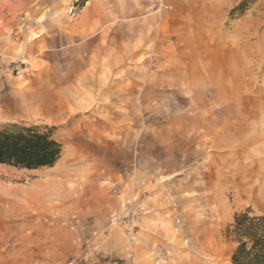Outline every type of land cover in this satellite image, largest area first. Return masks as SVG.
<instances>
[{
	"label": "rangeland",
	"instance_id": "obj_1",
	"mask_svg": "<svg viewBox=\"0 0 264 264\" xmlns=\"http://www.w3.org/2000/svg\"><path fill=\"white\" fill-rule=\"evenodd\" d=\"M244 1L123 0L125 15L105 16L82 40L89 79L69 85L66 108L35 68L5 61L14 72L0 78V130L52 129L63 152L54 168L0 164V264H85L83 230L95 225L85 209L96 214L102 195L128 194L124 209L157 192L177 208L189 248L203 243L213 259H201L232 264L235 216L264 215V0L238 8ZM20 2L22 29L40 22ZM86 3L72 0L71 12ZM35 96L41 109L28 105ZM24 219L30 233L17 226ZM119 226L135 256L140 226Z\"/></svg>",
	"mask_w": 264,
	"mask_h": 264
},
{
	"label": "crops",
	"instance_id": "obj_2",
	"mask_svg": "<svg viewBox=\"0 0 264 264\" xmlns=\"http://www.w3.org/2000/svg\"><path fill=\"white\" fill-rule=\"evenodd\" d=\"M106 1L87 0L83 10L72 13L69 7L72 0H53V3L49 0H23V3L26 2V8L30 10L31 17L40 22L30 27L23 26L22 29L21 21L16 17L22 2L20 0H0V20L2 19L0 22V65L5 66V61L9 59H19L21 64L25 63L22 66L23 71L35 68L34 72L41 77V80L49 79L47 82H53L51 91H47L50 92L48 95L56 101H63L66 108V98L72 87L69 85L87 82L89 79L87 70L83 69L87 66V59H84L86 52L80 50L85 47L82 40H86L87 35L92 32L97 33L105 16L119 18L125 15V10L121 6L123 0H111L114 3V9L110 14L101 9ZM45 9L47 11H44ZM44 14L47 20L42 22ZM20 37H23V41L18 40ZM73 43L76 46L70 47ZM72 59L77 60L75 64ZM9 67L10 65H6L5 68H0V78L7 77L12 72ZM34 99L28 105L32 103L33 108L41 109L42 104H40L39 97L35 96ZM54 99L51 100L55 101ZM55 104L59 107V103L54 102L53 105ZM60 106L55 109L56 115L67 114V109H64L61 104ZM9 107L15 108L12 105ZM131 198L126 193L106 198L102 195L101 203L96 208V214L91 215L89 210L85 209L86 216L90 217L88 223L91 225L93 221L95 223L93 227H86L83 230L89 235V238L85 239L87 244L83 256L87 260L85 264H181L177 258L185 256L199 258L187 259L185 264H217L208 259H201H213V255L210 254L212 249H205L203 243L197 246L195 252L193 248L187 246L186 232L175 227V218L179 212L172 203L163 202L160 192L150 193L141 201L139 200L143 211L138 218V227L140 226L141 231L136 233L138 242L135 247V256H132L123 230L113 222L115 216L123 209V200ZM28 211L30 209L23 212L28 214ZM40 222L41 217H35L34 223ZM28 224V221L24 219L17 225L22 230L21 233H30V230H33L34 224L33 226ZM26 237H30V234ZM108 258L111 260L107 263H100V259Z\"/></svg>",
	"mask_w": 264,
	"mask_h": 264
},
{
	"label": "trees",
	"instance_id": "obj_3",
	"mask_svg": "<svg viewBox=\"0 0 264 264\" xmlns=\"http://www.w3.org/2000/svg\"><path fill=\"white\" fill-rule=\"evenodd\" d=\"M62 152L52 129L15 124L0 130V164L27 169L53 167ZM229 233L238 243L232 264H264V215H251L250 210L237 214Z\"/></svg>",
	"mask_w": 264,
	"mask_h": 264
},
{
	"label": "built area",
	"instance_id": "obj_4",
	"mask_svg": "<svg viewBox=\"0 0 264 264\" xmlns=\"http://www.w3.org/2000/svg\"><path fill=\"white\" fill-rule=\"evenodd\" d=\"M18 69V67H17ZM142 208L136 201H131L124 206V209L114 218V224L123 225L126 227V232L132 235L137 231L138 218Z\"/></svg>",
	"mask_w": 264,
	"mask_h": 264
},
{
	"label": "bare ground",
	"instance_id": "obj_5",
	"mask_svg": "<svg viewBox=\"0 0 264 264\" xmlns=\"http://www.w3.org/2000/svg\"><path fill=\"white\" fill-rule=\"evenodd\" d=\"M53 101H51V103H50V109H51V111L52 110H54V109H57L58 108V105L57 104H55V106L53 105ZM58 103V102H57ZM32 103H30V107H32ZM47 105H48V103H47ZM61 107V106H60ZM36 108V107H35ZM48 108V107H47ZM39 109V108H38ZM36 110H37V108H36ZM62 111H63V109H62ZM65 111V110H64ZM53 112V111H52ZM52 168V167H51ZM54 168V167H53ZM57 171H58V169H57ZM54 172V170H52V171H46V172H44V174H51V173H53ZM20 193V192H19ZM26 195V196H28V197H33L34 196V193L32 192V191H29V190H25L24 192H22L21 191V195ZM1 196V195H0ZM3 196V195H2ZM196 264V263H195ZM198 264V263H197Z\"/></svg>",
	"mask_w": 264,
	"mask_h": 264
}]
</instances>
